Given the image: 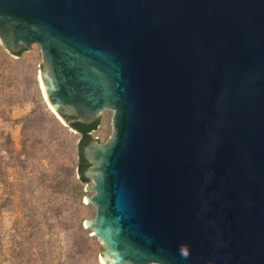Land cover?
I'll list each match as a JSON object with an SVG mask.
<instances>
[{
	"label": "water",
	"instance_id": "water-1",
	"mask_svg": "<svg viewBox=\"0 0 264 264\" xmlns=\"http://www.w3.org/2000/svg\"><path fill=\"white\" fill-rule=\"evenodd\" d=\"M85 154L102 264H264V0H0Z\"/></svg>",
	"mask_w": 264,
	"mask_h": 264
},
{
	"label": "rangeland",
	"instance_id": "rangeland-1",
	"mask_svg": "<svg viewBox=\"0 0 264 264\" xmlns=\"http://www.w3.org/2000/svg\"><path fill=\"white\" fill-rule=\"evenodd\" d=\"M29 48L40 51V60H27L16 76L0 78V264H13L11 249L20 240L15 222L28 211L35 212L40 233L28 247L26 264H102L100 253L97 259L87 253L78 222L79 137L72 127L61 131L48 115L47 108L53 110L41 86V47L34 43ZM105 111L102 142L113 132L114 110ZM55 139L64 142L59 151ZM93 184L92 178L82 187L85 203L95 192L85 186Z\"/></svg>",
	"mask_w": 264,
	"mask_h": 264
},
{
	"label": "trees",
	"instance_id": "trees-1",
	"mask_svg": "<svg viewBox=\"0 0 264 264\" xmlns=\"http://www.w3.org/2000/svg\"><path fill=\"white\" fill-rule=\"evenodd\" d=\"M37 44V43H36ZM39 45V44H37ZM17 55V57H15ZM33 59L34 63L40 60V51L34 50L30 51V48H21L16 52H8L2 44H0V78L7 79L9 76H16L18 74V68L25 61ZM40 99L43 100L41 93L39 91ZM104 113L99 117L98 120L92 122L75 121L71 125H65L59 117L51 110L47 108V113L51 119L56 121V125L67 133L69 127L76 130V134L79 137V141L76 144V172L79 175V184L81 187V193L78 197V222L79 227L82 230L83 237L85 239V249L88 254H92L96 259L98 254L103 252L105 247L99 240V238L90 234L92 229L85 227L84 221L89 218H94L96 216V211L93 209V204L91 202L85 203L83 201L84 191L82 187L85 183H88L91 178L88 176L87 172L92 162L89 161L85 154V146L89 144L92 140L98 139L99 141H104V136L106 131L103 132L104 128V117L107 115ZM104 125V126H103ZM63 141H54V146L57 151L62 147ZM15 227L18 231L19 242L16 247L11 249V260L13 264H26V255L28 252V247L31 243H37L38 235L40 233L38 228V219L35 212L28 211L25 212L21 218L15 222ZM100 264V263H98Z\"/></svg>",
	"mask_w": 264,
	"mask_h": 264
},
{
	"label": "bare ground",
	"instance_id": "bare-ground-1",
	"mask_svg": "<svg viewBox=\"0 0 264 264\" xmlns=\"http://www.w3.org/2000/svg\"><path fill=\"white\" fill-rule=\"evenodd\" d=\"M40 80H41V86H42V89H43L44 96H46V93H45V90H44V86H43V83H42V79H41V75H40ZM52 110L55 112V110L53 108H52Z\"/></svg>",
	"mask_w": 264,
	"mask_h": 264
}]
</instances>
